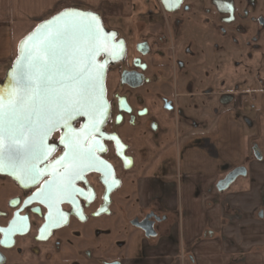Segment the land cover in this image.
<instances>
[{
  "label": "flooded vegetation",
  "instance_id": "flooded-vegetation-1",
  "mask_svg": "<svg viewBox=\"0 0 264 264\" xmlns=\"http://www.w3.org/2000/svg\"><path fill=\"white\" fill-rule=\"evenodd\" d=\"M153 2L151 9H132L130 19L132 16L135 19L129 23L130 34L112 33L122 52L107 66L104 75L109 114L101 126L103 137L96 136L107 149L96 155L110 166L111 173L90 170L84 174V180L75 181L76 187L91 195V199L77 196L75 204L65 200L59 205L65 218L59 224H49V209L35 200L34 194L55 178L54 171L61 174L65 171L66 165H58L57 161L68 151L61 143V137L68 130L62 128L53 132L47 141L50 157L40 165L45 174L30 189H22L15 183L16 194L6 201L5 208L0 209V229L5 230L0 231V264H122L129 260L130 243L124 244L122 251L121 243L117 242L119 239H110V232L100 226L106 223L103 218L113 214V208L123 209V200L129 195L135 206L128 226L148 241L155 242L166 233L169 217L161 210L163 199L155 196L146 207H140L138 181L149 180L152 176L163 179L168 166H176L177 142L189 127L198 128L195 115L192 118L189 113V110L194 113L200 110V101L195 98L198 63L203 59L212 63L217 54L228 55L233 51L230 44L236 40L250 59L254 49L251 47L258 40L257 32L264 29V0ZM256 5H261L258 12L262 16H254L258 9ZM120 19L119 27L127 30L123 18ZM207 32L213 37L206 40V34L203 37L198 34ZM103 59L101 56L98 60ZM113 68L118 73V83L110 90L108 80ZM187 75L194 82L187 84L184 79ZM120 89L133 93V100L126 101L125 95L118 96ZM187 99V106L181 107V101ZM87 126L83 118L73 122L76 132ZM109 136L116 139L110 140ZM92 138L87 137L89 142ZM117 140L122 147L117 145ZM254 146L258 147V144ZM254 146L251 147L252 155ZM258 149L262 157L261 149ZM171 152L172 163L167 157ZM262 159L254 157L256 161ZM133 184L130 193L128 190ZM30 198L32 202L26 204ZM103 209L107 212L98 215ZM128 212L122 211L121 216ZM17 216L27 217L26 230L7 233L13 222L20 227ZM145 233H155V237L147 238ZM120 235L117 233L116 236ZM41 236L45 238H38Z\"/></svg>",
  "mask_w": 264,
  "mask_h": 264
},
{
  "label": "crops",
  "instance_id": "crops-1",
  "mask_svg": "<svg viewBox=\"0 0 264 264\" xmlns=\"http://www.w3.org/2000/svg\"><path fill=\"white\" fill-rule=\"evenodd\" d=\"M73 6L99 16L113 8L129 22L136 5L135 0H0V75L10 68L20 40L60 7ZM259 96L254 113L232 106L210 126L185 131L177 142L176 166H168L163 179L138 181L139 206L160 196L169 222L163 237L140 239L122 264H264V159L250 158L264 135V93ZM167 157L172 163V152ZM240 167L246 182L236 180L220 193L218 182ZM233 211L238 218L226 213Z\"/></svg>",
  "mask_w": 264,
  "mask_h": 264
},
{
  "label": "snow or ice",
  "instance_id": "snow-or-ice-1",
  "mask_svg": "<svg viewBox=\"0 0 264 264\" xmlns=\"http://www.w3.org/2000/svg\"><path fill=\"white\" fill-rule=\"evenodd\" d=\"M111 38L105 37L98 15L65 10L37 29L29 38L33 41L30 48L27 41L22 45L11 91L0 93V171L7 168L25 188L38 183L45 174L37 166L48 152L45 140L58 127L68 130L61 137L68 151L57 161L66 165L65 171H54L55 178L34 194L35 200L48 207L49 224H59L65 218L59 208L65 200L75 204L77 196L91 199L75 181L84 180L90 170L111 173L110 166L96 155L107 151L96 136L103 137L101 126L108 119L103 87L97 92L104 65L97 64L96 57L107 51ZM111 55L115 58L117 53ZM81 116H86L89 123L76 132L73 121ZM88 136L93 137L90 142ZM117 145L122 147L118 140ZM31 202L32 198L25 203ZM17 221L20 227L13 222L7 233L26 230L27 217L17 216Z\"/></svg>",
  "mask_w": 264,
  "mask_h": 264
},
{
  "label": "rangeland",
  "instance_id": "rangeland-1",
  "mask_svg": "<svg viewBox=\"0 0 264 264\" xmlns=\"http://www.w3.org/2000/svg\"><path fill=\"white\" fill-rule=\"evenodd\" d=\"M135 5L137 9L145 10V7L147 9H151L152 5H154V2L153 0H135ZM256 6L258 8L261 5H256ZM64 8L65 7H60L58 12L65 10ZM76 8H80V7L77 6L75 7V9ZM258 10L259 8L254 12V16L263 15L260 14ZM100 14H101L100 17L103 22L102 25L104 26L105 30L108 33H115V31H119V32L121 31V33L124 32L126 35L130 34V32H128V28H130L129 23H131L130 22L131 20L133 23L135 17L132 16L129 22H125V25H127L128 27H126L127 30L124 31L119 27L121 21L119 11L113 8L112 9L107 8L105 10L100 11ZM134 30H135V26H134ZM192 30L194 31V28ZM257 33L258 35L256 38L258 40L255 41V43H253L254 46L251 47L254 49L252 50V52H250L251 53L250 59L244 53L245 50H243L242 47H238L239 45L236 44L237 40L236 38H234L236 41L230 44L231 47L233 48V51L228 53V55L224 56V54L222 55L217 54L214 55V57L212 58L213 60L212 63L211 62L209 63V59H203V61L198 63L200 64V69L196 68L195 70L197 71V73H199L196 76L197 80L195 84L196 87L195 92L197 93V96L195 98L199 99L200 101V110L195 113L192 110H189L190 116L192 118L195 115V119H196L195 124H197L198 128H205L210 126L214 122L217 114H219L224 109L230 108L232 106H234L235 109H239V110H242L241 108H244L251 113H254L259 109L258 108V103H259L258 101L260 97L259 95L264 93V29H262V31H259ZM198 34L202 37L206 34L205 35L206 40L209 39V37L211 38L213 37L212 33L209 32L198 33ZM17 46L18 45H16L15 52L13 53V56L11 58L10 66L17 57L16 54ZM191 70L194 71L193 68ZM111 71L112 74H110L111 77L108 80V86L110 90H112V88L115 87V85L118 83L117 82L118 73L116 72L115 68L111 69ZM5 74L4 72L1 73L0 80H3L5 78ZM184 79L186 83L188 82L187 84H189L190 82H194L193 78L188 75ZM118 92L119 91H117V93ZM120 95H125L127 99L126 101H130V102L131 100H133V96H134L133 93L131 94L129 92H124V90L122 89H120V93L118 94V96ZM187 102L188 99L185 101L182 100L181 107H183L184 104L186 105ZM261 121L262 124L264 125V117L262 118ZM189 128L186 130V132H190L191 130L192 131L194 130L192 128L190 129ZM258 147L259 148L261 147L260 149L263 153L262 157L264 159V135L263 138H261ZM250 158L251 160H254L252 153ZM236 180L237 183L246 182L245 178L237 177L234 181ZM14 186L15 183H13L12 180L6 177H0V209L5 208L6 201L16 194L17 190L15 189ZM133 188H134V184L131 186V189L128 191L129 192L132 191ZM229 188L230 186L226 190H228ZM225 191H222L220 193H224ZM131 198L132 197L129 195L128 198L123 200V202H125L123 209H121V207L113 208L112 210L113 214L109 217L107 216L103 218L102 220L105 221L106 223H104L105 225L100 226V228L104 230L107 229L110 232V239H112L113 241L114 238L119 239L117 242L121 243L122 251L124 250L125 247L124 244L130 243L129 246L131 249H127V251L129 252V257H132L131 254H134L132 249L135 247L138 248L139 247L138 242L140 239H142V236L139 233H137L135 230H133L131 227H129L127 223L128 219L130 218L129 216L133 212L132 210L135 206V204H133L134 199ZM124 209L125 211L127 212L129 211V212L127 215L121 216L122 211L125 213ZM226 213L228 215L235 216V218L239 217V214L235 213L234 211L226 212ZM117 233H121V235L118 237L116 236Z\"/></svg>",
  "mask_w": 264,
  "mask_h": 264
},
{
  "label": "water",
  "instance_id": "water-1",
  "mask_svg": "<svg viewBox=\"0 0 264 264\" xmlns=\"http://www.w3.org/2000/svg\"><path fill=\"white\" fill-rule=\"evenodd\" d=\"M67 10V9H65ZM65 10L61 11V12H58L56 13L54 16L50 17L49 19L41 22L40 24H38L37 26H35V29L33 31H31L26 37H24L22 40H20L19 44H18V48H17V57L16 59L14 60V62L12 63V65L10 66V68L8 69V71L6 72L5 74V78L3 80H0V93H3L5 89H8L11 91V86H12V76H13V72L14 70L16 69L17 67V61L21 59L22 57V54H23V49H22V45L25 44V42L27 41L28 44H27V47H31L32 46V43L33 41H31L29 38L30 37H33L35 34H36V31L37 29L41 28L42 26H44L45 24H48L50 21H52L56 16L60 15L62 12H64ZM68 10H76V11H82V10H79V9H75V8H70ZM94 13V12H92ZM96 14V13H94ZM98 15V14H96ZM99 16V15H98ZM100 18V16H99ZM100 24L104 30V35L105 37H112L108 43H107V51L106 52H103L101 53L100 55H98L96 57V63L97 64H103L104 65V73H103V78L102 80L100 81V83L97 85V92H99V88L100 87H103V90H104V100H106V97H105V76L106 75V70H107V66L111 63V62H115L118 57H120L121 55V52L122 50H120V45H118L117 43L114 42L113 40V36H112V33H108L104 26L102 25V20L100 18ZM117 53L116 57L113 58V56L111 55V53ZM103 56L104 59L103 61H99L98 59ZM108 104V102H107ZM108 114H109V104H108ZM80 118H83L86 123H89L88 122V118L86 116H81V117H77V119H80ZM74 122V121H73ZM103 126V125H102ZM63 127H58L55 131H57L58 129H62ZM54 131V132H55ZM53 134V132L48 136V138L45 140V144L47 145L48 147V152H47V155L44 159H42L41 161L37 162V166L40 168V165L43 164L44 162L47 161V159L50 157L49 154H51V149L47 143V141H49V138L50 136ZM253 155L254 157L256 158V160H260L262 157H261V153L258 149V147L254 146L253 149ZM98 172H101V171H98ZM245 169L243 168H238V169H235L234 171H232L231 173H229L224 180H222L221 182L218 183L217 185V190L219 192H222V191H225L228 186H230V184L237 178V177H244L246 174H245ZM19 175V173L17 174ZM0 176L1 177H7L9 179H11L13 181V183H16L20 188L22 189H30V188H33L36 184H30L28 188H25L20 180H18L15 176H13L10 171L7 169V168H4L3 171H0ZM41 178V177H40ZM107 211L105 209H103L102 211H100L98 213V215H101V214H104L106 213ZM145 236L148 238V237H155V233H145Z\"/></svg>",
  "mask_w": 264,
  "mask_h": 264
},
{
  "label": "bare ground",
  "instance_id": "bare-ground-1",
  "mask_svg": "<svg viewBox=\"0 0 264 264\" xmlns=\"http://www.w3.org/2000/svg\"><path fill=\"white\" fill-rule=\"evenodd\" d=\"M17 48H18V46H17Z\"/></svg>",
  "mask_w": 264,
  "mask_h": 264
}]
</instances>
